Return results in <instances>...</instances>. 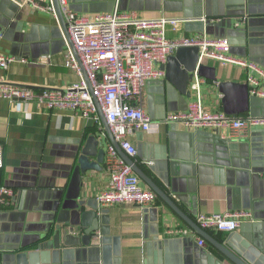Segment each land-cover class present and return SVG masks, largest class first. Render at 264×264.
Wrapping results in <instances>:
<instances>
[{
    "label": "crops",
    "instance_id": "0c3cea01",
    "mask_svg": "<svg viewBox=\"0 0 264 264\" xmlns=\"http://www.w3.org/2000/svg\"><path fill=\"white\" fill-rule=\"evenodd\" d=\"M114 2L74 0L73 8L80 15L93 16L110 12ZM120 2L123 12H134L141 19H188L180 33L169 29L168 37L205 31L210 38H227L232 55L249 58L264 68V0ZM0 54L16 58L8 70L0 69V86L38 92L66 90L80 81L79 75L66 67L65 37L57 16L22 4V0H0ZM207 64L217 68L219 81H247L248 73L237 66L217 61ZM201 94L208 110L223 112V95L215 84L205 80ZM170 95L159 80L145 88L143 103L153 129L129 137L137 150L138 163L194 222L200 214L251 212L253 220L244 221L236 232L211 234L227 247L241 243L263 252L264 173H254L257 170L250 166L249 158L246 165L244 157L223 151L225 146L217 143L213 131L191 132L183 125L167 123L166 117L185 105ZM252 104L253 115L264 116V100L255 99ZM220 131L222 139L230 140L238 152L251 151L256 164L264 165V128L250 129L238 138H232L229 129ZM96 133L107 147L111 141L100 115L97 122L69 110H47L0 99V145L4 150L0 187L15 193L9 207H0V264H53L43 257L45 252L36 240L49 224L57 197L68 186L79 149ZM103 167V171H90L83 179L87 199L98 202L107 188L106 161ZM142 187L152 190L143 181ZM109 210L108 264H234L206 240L200 246L203 238L197 233H174L191 228L159 196L148 208L125 204ZM88 257L77 255L65 264L98 263V255Z\"/></svg>",
    "mask_w": 264,
    "mask_h": 264
},
{
    "label": "built area",
    "instance_id": "2783aa9c",
    "mask_svg": "<svg viewBox=\"0 0 264 264\" xmlns=\"http://www.w3.org/2000/svg\"><path fill=\"white\" fill-rule=\"evenodd\" d=\"M120 1L115 0L111 12L85 16L73 10V0H59L75 47V51L68 43L65 47L66 67L79 75V83L66 90L44 89L38 92L27 87L2 85L0 99L10 103L35 104L47 110H69L84 119H95L97 122L100 107L115 141L138 163L137 150L129 137L135 132L153 129L151 117L143 103L147 84L165 80L166 71L163 67L180 48L197 47L198 64L189 88L193 98L189 100L186 110L170 113L166 117L167 123L183 125L191 132L229 129L232 138L243 137L253 128H264V116L232 117L222 111L208 110L201 94L205 79L198 74L199 67L208 61L237 66L248 73L246 83L250 95L264 99V68L249 58L232 55L227 38H210L202 33L170 39L168 30L180 33L189 22L188 19L163 16L141 19L134 12L120 10ZM22 4L57 16L53 3L22 0ZM15 62V57L0 54V69L8 70ZM3 167L4 150L0 145V169ZM106 168L109 181L107 188L98 196L101 208L109 209L125 204L148 208L155 204L158 195L142 187V179L123 160L111 142L106 147ZM14 195L11 188L0 187V207L10 204ZM251 220V212L235 210L220 214H200L196 224L210 233L232 234L244 221ZM190 232L194 233L192 229H178L174 233L186 236ZM205 243L204 239L199 241L200 246Z\"/></svg>",
    "mask_w": 264,
    "mask_h": 264
},
{
    "label": "water",
    "instance_id": "95a60500",
    "mask_svg": "<svg viewBox=\"0 0 264 264\" xmlns=\"http://www.w3.org/2000/svg\"><path fill=\"white\" fill-rule=\"evenodd\" d=\"M53 1L57 18L64 32L65 47L68 43L72 50L75 51L74 44L70 38L67 24L60 8L59 0ZM113 9L111 11H113ZM120 10H122L121 2ZM221 25H226V22H222ZM242 30V32H246V29ZM202 33L206 32L204 31L199 34ZM231 53H233L232 45ZM242 57L245 56L242 55ZM198 58L199 49L197 47H183L180 48L175 55L170 56L167 65L163 67L166 71V77L162 83L167 87L168 91H171V98L178 104H185L184 107L181 106L178 108L180 111L186 110L188 101L193 98V92L189 88L190 82L193 79V73L197 68ZM83 74L87 80L85 71H83ZM198 74L211 84H215L219 93L223 95V112L226 115L232 117H260L253 115L252 102L255 99H264L251 96L247 83L238 81H219L217 68L211 67L208 64L201 65ZM98 110L110 141L123 160L133 168L135 173L152 189V191L163 198L170 207L176 211L195 233L214 245L221 254L234 264H264V250L261 252L257 250L254 245H242L241 243H235L234 246L227 247L218 242L210 232L202 230L196 222L189 219L174 201L153 181L147 171L140 164L135 163L121 149L111 133L102 109L98 107ZM212 134L218 138L216 140L217 143L225 146L222 147L223 151L231 153L232 156L244 157L243 162L246 165H248L247 158H249L251 162L250 166L257 170H253L254 173H264V165L260 166L256 164L255 157L253 156L252 158L251 151L247 152L242 150L243 152H238L237 147L231 144L230 140L222 139L220 130H215ZM105 161V143L96 133L88 137L79 149L68 186L66 189H63L57 197L53 204L52 216L50 220H48L49 224L41 237L36 240L41 244L40 249L45 252L43 257L47 258L48 261L51 260L53 264H65L66 261L72 260L77 255L91 257L92 254L98 255L97 264H108L107 246L111 241L110 210L101 208L97 201L87 199L83 195V179L90 171H103ZM231 249H234L236 253Z\"/></svg>",
    "mask_w": 264,
    "mask_h": 264
},
{
    "label": "trees",
    "instance_id": "16d2710c",
    "mask_svg": "<svg viewBox=\"0 0 264 264\" xmlns=\"http://www.w3.org/2000/svg\"><path fill=\"white\" fill-rule=\"evenodd\" d=\"M11 205V203L10 204H8V205H4L3 207H9Z\"/></svg>",
    "mask_w": 264,
    "mask_h": 264
}]
</instances>
